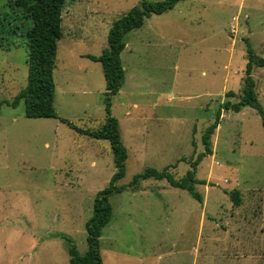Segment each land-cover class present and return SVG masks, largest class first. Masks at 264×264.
<instances>
[{
    "label": "rangeland",
    "instance_id": "rangeland-1",
    "mask_svg": "<svg viewBox=\"0 0 264 264\" xmlns=\"http://www.w3.org/2000/svg\"><path fill=\"white\" fill-rule=\"evenodd\" d=\"M13 1L0 0V264H69L66 238L87 251L85 224L116 171L107 140L72 128L96 132L107 119L102 67L88 56L101 55L113 22L141 0H66L57 118L47 119L26 118L23 101L12 105L28 72L23 37L9 35L8 24L32 25ZM125 42L111 116L128 156L115 183L123 189L108 199L103 264H264V132L255 109L221 110L213 153L196 168L206 183L195 185L201 203L166 180L129 187L147 168L179 180L205 153L202 135L219 107L240 100L248 50L264 58V0L180 1ZM251 76L264 113V68Z\"/></svg>",
    "mask_w": 264,
    "mask_h": 264
},
{
    "label": "trees",
    "instance_id": "trees-1",
    "mask_svg": "<svg viewBox=\"0 0 264 264\" xmlns=\"http://www.w3.org/2000/svg\"><path fill=\"white\" fill-rule=\"evenodd\" d=\"M186 0H161L151 2L141 0L140 4L133 7L117 20H115L108 31L107 47L98 57L88 56L94 62L101 64L105 81L104 111L107 116L103 127L96 132L84 131L72 126L78 132L98 140H107L111 146L115 174L109 182L108 188L100 191L93 204V214L85 224L87 251L80 255L70 239L68 242L69 264H103L100 254V237L103 228L109 223L112 208L108 202L109 196L119 193L123 188H118L115 183L125 175V162L127 160V149L120 139L118 121L111 116L112 98L121 90L125 81V70L121 62V53L126 47V35L136 29H140L146 18L152 15H162L171 11L178 2ZM66 0H14L13 6L20 12L24 20L32 23L23 32L21 26L8 24L7 33L12 36H21L26 47L27 82L25 87L15 97L12 105L24 102V114L30 119L57 118L54 109L55 84L53 71L57 55V42L62 37L61 22ZM3 33V32H2ZM9 42H13L12 38ZM12 45L14 43H11ZM248 62L243 79L242 95L239 102L231 104L226 102L219 107L214 121L206 128L202 135V143L205 153H202L195 161L190 162L191 169L185 176L175 180L167 172V169L157 171L147 168L141 174L134 176L129 184L134 190L142 180L154 178L166 180L168 184L177 189L187 191L198 202H202L201 195L195 190L196 184H206L196 179V168L202 157L211 155V137L220 124L221 110L240 112L243 107L255 109L261 117L264 132V113L257 103L255 94V83L251 76L254 67L264 68V58L255 55L248 50ZM232 95V92L229 94ZM67 123L66 120L60 119ZM70 125V124H69ZM235 206H239L237 194L233 197Z\"/></svg>",
    "mask_w": 264,
    "mask_h": 264
}]
</instances>
